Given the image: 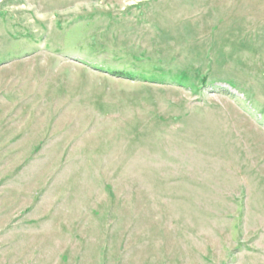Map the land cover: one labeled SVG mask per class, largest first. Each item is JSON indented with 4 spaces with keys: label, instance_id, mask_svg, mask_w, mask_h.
Instances as JSON below:
<instances>
[{
    "label": "rangeland",
    "instance_id": "1",
    "mask_svg": "<svg viewBox=\"0 0 264 264\" xmlns=\"http://www.w3.org/2000/svg\"><path fill=\"white\" fill-rule=\"evenodd\" d=\"M0 264H264V0H0Z\"/></svg>",
    "mask_w": 264,
    "mask_h": 264
},
{
    "label": "trees",
    "instance_id": "2",
    "mask_svg": "<svg viewBox=\"0 0 264 264\" xmlns=\"http://www.w3.org/2000/svg\"><path fill=\"white\" fill-rule=\"evenodd\" d=\"M113 73H115V74H117V75H119V76L126 75V76L130 77V75L125 74L124 72H121V71L113 72Z\"/></svg>",
    "mask_w": 264,
    "mask_h": 264
}]
</instances>
